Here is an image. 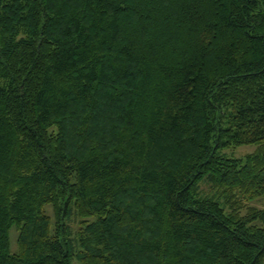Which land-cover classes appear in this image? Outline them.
<instances>
[{
    "label": "trees",
    "instance_id": "1",
    "mask_svg": "<svg viewBox=\"0 0 264 264\" xmlns=\"http://www.w3.org/2000/svg\"><path fill=\"white\" fill-rule=\"evenodd\" d=\"M74 262L264 264V0H0V264Z\"/></svg>",
    "mask_w": 264,
    "mask_h": 264
},
{
    "label": "rangeland",
    "instance_id": "2",
    "mask_svg": "<svg viewBox=\"0 0 264 264\" xmlns=\"http://www.w3.org/2000/svg\"><path fill=\"white\" fill-rule=\"evenodd\" d=\"M252 152H254V147L250 146V147L240 148L234 151H228L227 153L232 157L242 158V157H245L246 155L251 154ZM202 189H204V191H208V187L206 186L205 187L202 186ZM252 206L257 207L258 209L262 208L261 203H258V202L253 203ZM77 223H78V220L74 218L70 224L71 227L73 228V231L77 230L76 228ZM10 239H11V251L14 252L16 249L17 233L12 231L10 235ZM73 264H76V262H74Z\"/></svg>",
    "mask_w": 264,
    "mask_h": 264
}]
</instances>
